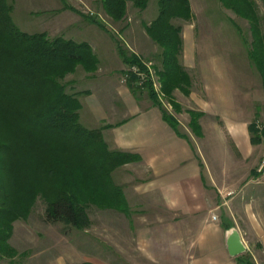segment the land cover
Segmentation results:
<instances>
[{
    "label": "crops",
    "instance_id": "1",
    "mask_svg": "<svg viewBox=\"0 0 264 264\" xmlns=\"http://www.w3.org/2000/svg\"><path fill=\"white\" fill-rule=\"evenodd\" d=\"M67 10L63 3L61 13ZM260 19L264 29V18ZM83 33L99 59L95 72L79 66L67 78L70 92L82 103L79 113L87 111L83 124L102 129L110 149L137 156L113 172L130 211L102 210L100 240L107 246L105 251L114 250L116 264H244L245 256L255 264H264V144L252 142L249 129L264 116V90L249 48L247 58L256 71L252 67L248 72L237 69L231 58H226L225 69H215L226 71L228 78L217 76L214 82L212 114L218 122L211 125V161L205 155L207 131L198 137L202 143L194 144L181 126L190 138L179 135L149 97L134 94L127 81H122L127 66L115 45L117 65L108 58L102 60L111 52L106 37L97 31ZM70 37L76 38L72 32ZM138 49L133 52L145 59L142 48ZM214 53L221 55L217 50ZM114 71L119 72L117 81L112 78ZM224 87H228L227 95L222 92ZM258 102L262 104L259 109ZM196 110L204 112L200 118L203 126L208 112ZM231 228L239 231L246 246L237 255L227 249ZM85 236L86 240L98 237ZM103 253L99 263L92 260V253L84 262L113 264L111 255Z\"/></svg>",
    "mask_w": 264,
    "mask_h": 264
},
{
    "label": "trees",
    "instance_id": "2",
    "mask_svg": "<svg viewBox=\"0 0 264 264\" xmlns=\"http://www.w3.org/2000/svg\"><path fill=\"white\" fill-rule=\"evenodd\" d=\"M150 0H134L144 9ZM250 23L249 57L258 70L264 90V29L250 0H220ZM102 7L114 20L126 13V0H101ZM65 8H74L64 2ZM158 14L146 32L161 48L160 66L156 65L161 92L180 112L175 90L189 95L192 80L180 59L183 50L182 26L175 19L190 20V0H158ZM13 6L0 0V259L15 263L17 249L11 244L14 224L28 219L35 199L46 202V219L64 222L76 228L88 226L87 205L129 213L130 206L120 186L113 178L117 167L137 159V156L110 149L102 129L88 128L79 120L82 107L78 95L67 91L68 73L78 66L86 72L98 69L99 59L87 41L64 36L49 37L48 33H28L12 18ZM76 9V8H74ZM77 10V9H76ZM102 28L107 25L93 17ZM118 53L127 66V83L134 94L147 90L163 119L182 136L180 122L161 102L149 69L134 52L118 44ZM137 65L145 74L140 76L128 68ZM190 127L202 136L200 118L203 111L187 109ZM249 126L251 140L264 144V129ZM244 264H255L245 256ZM79 264H92L82 262Z\"/></svg>",
    "mask_w": 264,
    "mask_h": 264
},
{
    "label": "rangeland",
    "instance_id": "3",
    "mask_svg": "<svg viewBox=\"0 0 264 264\" xmlns=\"http://www.w3.org/2000/svg\"><path fill=\"white\" fill-rule=\"evenodd\" d=\"M250 1L255 7L256 14L264 18V0ZM8 2L13 6L11 15L14 22L20 29L28 33L46 31L51 38L64 36L80 41L86 38L83 32L90 34L94 31L100 32L106 37L108 45L111 47L109 55L101 58L103 61L108 58V62L113 65L118 64L119 57L113 50L114 45L117 49L118 44H120L129 53L139 50V47L142 48L141 55L145 58L142 59L143 63L149 69L153 87L161 102L180 122L181 129L188 132L189 135L191 134L194 144L197 141L202 143L203 140L198 137L203 135L197 136L190 127V116L187 109L194 108L208 112L203 126L201 122L200 124L202 132L204 133L206 130L208 134L205 139L208 143L207 154L205 152V155L210 156L212 161L210 154L213 139L211 125L218 122V118L212 114L214 82L217 76H220L221 79L223 77L228 78L226 71L218 73L215 69L220 67L225 69L226 58H231L236 64V68L247 69V72L249 67L255 70L247 58V50L250 47L252 37L250 23L246 18L240 17L233 10L224 7L220 0H190L192 18L190 20L180 18L174 20L175 24L182 26L184 49L180 59L191 76V93H193L185 95L181 90H175L176 101L181 103L183 107L180 112H177L169 102L168 97L161 92V82L155 68L156 65L160 66L159 55L162 48L152 40L144 28V24H148L157 16L158 0H150L144 9L136 7L134 0H126V13L121 20L112 19L103 9L101 0H8ZM64 2L77 10L69 7L67 12L61 13ZM59 12V17H55ZM93 17H98L101 22L107 25L109 30L102 28L93 20ZM76 20L77 23L74 24L73 22ZM81 29L84 31L80 33ZM71 32L76 38L70 37ZM136 46L139 47L135 48ZM214 50L220 51L221 55L214 53ZM224 53H227V56ZM114 73L112 78L117 81L119 72L114 71ZM70 75L71 73L66 75L65 82L68 81L67 78ZM258 89L260 90V85ZM258 89L255 90V86L253 87L255 93H259ZM67 91H71L68 86ZM223 91L227 95L228 87H224ZM138 94L149 97L147 90L136 95ZM261 105V102H258L256 106L259 109ZM262 107L264 109L263 105ZM86 112L84 110L82 114L79 113V120L82 124L86 122ZM256 120L264 121V116L260 115ZM204 150L206 149L204 148ZM114 171L115 169L111 175ZM31 209L28 219L18 220L14 224L11 244L18 251L14 264H79L82 263L81 261L84 262L86 255L90 256L91 253L95 255V259L92 258V260L99 263L100 261L97 259L104 255L103 252L109 253L114 260L113 264H116L114 250L105 251L107 246H104L100 240V236L103 235L101 212L106 208L94 203L88 204L86 210L90 220L88 226L83 228H76L64 222H49L46 219V202L40 195L36 197ZM86 230L88 231L86 232ZM85 233L98 237L86 240ZM88 240L92 242L85 243ZM0 264L13 263L10 262L9 258L3 257L0 259Z\"/></svg>",
    "mask_w": 264,
    "mask_h": 264
},
{
    "label": "water",
    "instance_id": "4",
    "mask_svg": "<svg viewBox=\"0 0 264 264\" xmlns=\"http://www.w3.org/2000/svg\"><path fill=\"white\" fill-rule=\"evenodd\" d=\"M227 249L231 255H237L246 250L241 235L236 228H231L227 233Z\"/></svg>",
    "mask_w": 264,
    "mask_h": 264
},
{
    "label": "built area",
    "instance_id": "5",
    "mask_svg": "<svg viewBox=\"0 0 264 264\" xmlns=\"http://www.w3.org/2000/svg\"><path fill=\"white\" fill-rule=\"evenodd\" d=\"M128 69H129L131 72L136 73L138 76H140V81H139V83H143V80H144V78H145V74H144V72H142V71L140 70V68H139L137 65H132V66H130ZM128 78H129V73H124L123 78H122V81H123V82H126V81L128 80ZM255 123H256V127H257L258 129H260V130L264 129V121H257V120H256ZM214 218H215V216H214Z\"/></svg>",
    "mask_w": 264,
    "mask_h": 264
}]
</instances>
